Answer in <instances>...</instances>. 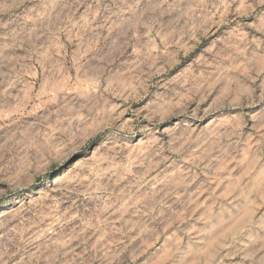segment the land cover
<instances>
[{
  "label": "rangeland",
  "instance_id": "374dc122",
  "mask_svg": "<svg viewBox=\"0 0 264 264\" xmlns=\"http://www.w3.org/2000/svg\"><path fill=\"white\" fill-rule=\"evenodd\" d=\"M0 264H264V0H0Z\"/></svg>",
  "mask_w": 264,
  "mask_h": 264
}]
</instances>
